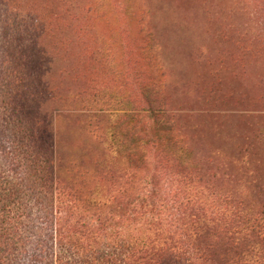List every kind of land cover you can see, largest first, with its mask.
Here are the masks:
<instances>
[{"label":"rangeland","instance_id":"374dc122","mask_svg":"<svg viewBox=\"0 0 264 264\" xmlns=\"http://www.w3.org/2000/svg\"><path fill=\"white\" fill-rule=\"evenodd\" d=\"M31 53L50 92L41 118L65 185L86 194L101 189L123 204L147 187L168 212L186 218L192 200L185 173L158 144L157 125L140 113L149 86L174 116L199 195L229 197L256 215L264 211L262 181L235 149L242 136L264 125V0H0L3 147L19 120L10 122L14 89L31 84L28 78L11 84L10 62L14 57L26 66L17 75L24 76ZM118 122L121 133L133 138L142 129L148 138L147 163L138 174L108 143L106 133ZM0 167L9 179V163L0 158ZM24 193L18 197L27 204ZM122 213L109 229L136 236L137 216ZM77 215L64 212L66 232L76 229ZM173 231L184 237L180 225ZM216 248L223 254L224 242Z\"/></svg>","mask_w":264,"mask_h":264},{"label":"trees","instance_id":"16d2710c","mask_svg":"<svg viewBox=\"0 0 264 264\" xmlns=\"http://www.w3.org/2000/svg\"><path fill=\"white\" fill-rule=\"evenodd\" d=\"M32 60L31 53L29 64L26 58L30 69L24 76L17 75L25 72L26 66L19 67L14 57L9 61L13 69L8 75L15 81L11 80V84L20 85L27 78L31 84L14 89L10 122L19 120L15 134L5 140L7 147L0 145V158L11 167V172L5 169L9 179L0 172V264H264V211L256 215L229 197L199 195L188 173L193 167L190 152L177 133L174 116L160 106L154 87L145 89L146 106L140 113L154 121L160 134L158 144L180 173H185L190 185L188 202L192 200L186 218L178 219L168 212L167 205L158 201V193L147 187L132 202L123 204L101 189L86 194L65 185L51 132L41 118L43 100L50 92L37 77ZM18 99L20 104H16ZM124 115L131 118L129 113ZM119 124H113L106 133L108 143L136 165L138 174L147 163L144 151L148 138L142 129L131 138L130 132L119 131ZM235 149L264 186V125L242 136ZM21 193L30 197L27 204L20 202ZM67 209L74 210L80 218L76 229L66 232L63 221ZM122 212L129 213L127 219L137 216L136 236L109 229L114 216ZM164 224L173 228L180 225L184 237L174 235L173 228L165 230ZM218 241L224 242L223 254L216 248Z\"/></svg>","mask_w":264,"mask_h":264}]
</instances>
